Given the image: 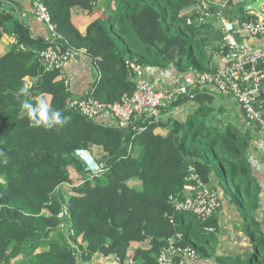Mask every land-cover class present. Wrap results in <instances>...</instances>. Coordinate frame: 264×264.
<instances>
[{"label": "trees", "instance_id": "obj_1", "mask_svg": "<svg viewBox=\"0 0 264 264\" xmlns=\"http://www.w3.org/2000/svg\"><path fill=\"white\" fill-rule=\"evenodd\" d=\"M42 1L59 36L54 40L35 37L13 14L12 1L0 0V264H84L97 254L121 264L128 258L157 264L172 239L207 253L215 237L208 228H217V220L175 207V199L188 195L190 165L204 183L230 196L254 239L249 258L224 261L264 264V231L255 217L260 186L249 139L219 117L217 102L226 95L194 87L162 106L158 120L144 115L123 128L101 115H82L63 72L47 69L39 56L48 45L60 52L85 50L97 72L85 97L114 103L136 91L127 58L183 74L214 69L211 56L225 34L197 22V5L210 2L231 20L257 16L234 0L225 7L216 0ZM11 34L15 41L7 46L4 38ZM25 86L32 104L45 95L68 122L33 126L17 99ZM185 106L191 109L182 114ZM79 148L104 163L102 174L89 177Z\"/></svg>", "mask_w": 264, "mask_h": 264}, {"label": "built area", "instance_id": "obj_2", "mask_svg": "<svg viewBox=\"0 0 264 264\" xmlns=\"http://www.w3.org/2000/svg\"><path fill=\"white\" fill-rule=\"evenodd\" d=\"M29 1L33 5L36 19L49 25L50 39L58 38L48 7L42 0ZM210 4L206 2L200 7L201 11L197 16L199 24L205 23L206 18L213 15V7ZM192 22V18L189 17L188 23ZM226 23L229 30L237 32L239 29L238 21ZM244 25L243 28L252 33L251 35L264 36V21H247ZM237 35L225 34V42L220 51L215 54L225 57L226 62L212 71L199 73L191 70L184 73L173 87L160 90L148 77L146 66L127 58L125 66L136 85V91L132 96L114 103L86 97L74 101L73 104L87 118L97 119L103 113H109L116 124L125 128L144 115L154 116L158 120L161 107L178 95L187 94L194 87L208 86L216 92L233 98L245 114L248 123L257 124L264 132V48L252 49L239 44L236 40ZM12 37L15 41V34ZM21 46L24 48L23 45ZM84 51L60 52L54 45H48L40 51L39 56L47 69L57 68L63 72L65 83L70 91V79L65 73L66 63L75 54ZM76 154L84 161L90 178L102 174L104 163L97 162L87 149L79 148ZM186 180L188 195L183 199H175L176 209L192 211L202 220H208L218 214L223 206L219 191L204 183L193 165L189 166ZM179 238L182 239V235H179ZM198 257L199 253L195 247L176 244L172 239L171 243L157 256V264H187ZM117 262L121 264L120 261ZM125 264L136 263L134 259L128 258Z\"/></svg>", "mask_w": 264, "mask_h": 264}, {"label": "crops", "instance_id": "obj_3", "mask_svg": "<svg viewBox=\"0 0 264 264\" xmlns=\"http://www.w3.org/2000/svg\"><path fill=\"white\" fill-rule=\"evenodd\" d=\"M9 5L14 15L30 25L32 34L35 37H42L50 39V32L45 24L38 22L35 17L33 5L29 0H10ZM226 0H216L214 4L224 3ZM244 5L253 3L254 0H243ZM15 2V3H13ZM108 2H106L107 4ZM17 5V6H16ZM108 6V5H107ZM264 4L262 3L259 10L255 8L244 9L250 14L264 19ZM254 11V12H253ZM216 24L222 25L221 21H216ZM221 28V27H220ZM219 29V28H218ZM13 34L4 38L6 45L14 43ZM239 44L248 46L252 49L264 48V36H253L246 29H241L236 38ZM82 51V50H81ZM91 57L86 51L75 54L65 66V73L70 79L71 93L75 100L86 98L85 96L90 92L92 85L96 79L97 72L91 61ZM211 65L215 68L223 65L226 58L214 54L211 56ZM148 77L154 82L156 87L160 90L171 88L181 79L183 73L179 72L174 66L168 68L147 67ZM264 89V86H263ZM43 95V99H45ZM219 117L226 123L235 125L239 131L249 139L248 155L252 166V173L260 186V205L256 211V218L261 222L262 230L264 231V132L257 124L248 123L245 114L231 97L220 96L217 102ZM185 109L191 107L181 108L182 114ZM107 123H116L115 119L109 113H103L100 116ZM223 201V206L218 214L212 220H217L216 225H210L209 232L215 233V237L211 240L207 248V253L198 250L199 257L196 260L189 261L187 264H227L224 261L226 257H237L240 260H246L254 252V239L250 234V229L246 228L244 219L239 213L237 206L232 203L231 198L224 191L218 190ZM137 244V243H136ZM84 264H120L115 260H108L98 257Z\"/></svg>", "mask_w": 264, "mask_h": 264}, {"label": "clouds", "instance_id": "obj_4", "mask_svg": "<svg viewBox=\"0 0 264 264\" xmlns=\"http://www.w3.org/2000/svg\"><path fill=\"white\" fill-rule=\"evenodd\" d=\"M20 95H23L26 99L20 100ZM31 95L29 88L25 86L18 90L17 99L22 110H26L33 126H43L45 129H51L53 126H63L68 122L70 117L62 116L58 109H53L44 99H40L35 105L32 104L28 99Z\"/></svg>", "mask_w": 264, "mask_h": 264}, {"label": "rangeland", "instance_id": "obj_5", "mask_svg": "<svg viewBox=\"0 0 264 264\" xmlns=\"http://www.w3.org/2000/svg\"><path fill=\"white\" fill-rule=\"evenodd\" d=\"M256 1H259V0H254L253 1V3H255ZM227 2H228V0H226L224 3H219L220 5H222L223 7H225L226 6V4H227ZM234 2H236L237 4H239V5H242V10H244L245 8H246V6L247 5H244V1L242 0V1H239V0H234ZM204 3H206V1H204V2H202L201 4H199V5H197L195 8H193L192 9V11H195L196 12V14H197V16H198V12H200L201 11V6L202 5H204ZM253 3H251V4H253ZM262 4V3H261ZM261 4H260V6H261ZM264 4V3H263ZM250 5V4H249ZM263 8H264V6H263ZM247 9V8H246ZM213 11H214V13H213V15L212 16H209V17H207L206 18V22H208L209 24H215V22L216 21H221L222 22V25H219V24H216L215 26H214V28L216 29V30H219V29H221L222 30V33L223 34H239V31L241 30V29H245V28H243V27H245V23H247V21H254V22H258V21H264V19H260V18H258V16H257V19L256 20H254V19H241V20H239V19H234V20H231V19H229V18H226L224 15H223V13L221 12V11H215L214 10V8L212 9ZM254 12V11H253ZM205 13L206 14H208L206 11H205ZM247 13H249V12H247ZM250 14V13H249ZM254 14H256L255 12H254ZM250 15H252V13L250 14ZM239 22V29L237 30V32H234L233 30H229L228 28H227V24L228 23H226V22ZM205 22V23H206ZM226 23V24H225ZM182 26H185V25H182ZM221 27V28H220ZM219 28V29H218ZM214 30V29H213ZM247 30V29H246ZM215 31V30H214ZM248 31V30H247ZM249 32V31H248ZM250 33V32H249ZM250 34H252V33H250ZM15 37H16V35H15ZM215 54V53H214ZM223 117H225L224 116V114L222 115ZM93 155H95L94 153H93ZM263 228H264V226H263Z\"/></svg>", "mask_w": 264, "mask_h": 264}, {"label": "water", "instance_id": "obj_6", "mask_svg": "<svg viewBox=\"0 0 264 264\" xmlns=\"http://www.w3.org/2000/svg\"><path fill=\"white\" fill-rule=\"evenodd\" d=\"M261 3H264V0H259V1H256L255 3H253V4H250V5H247L246 6V8L248 9H250V8H255V9H257V10H259V7H260V4ZM98 257H100V258H104L105 259V257H103L102 255H98Z\"/></svg>", "mask_w": 264, "mask_h": 264}]
</instances>
